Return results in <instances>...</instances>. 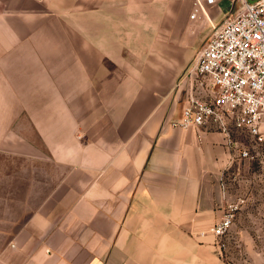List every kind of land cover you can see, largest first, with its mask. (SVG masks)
<instances>
[{
  "label": "crops",
  "instance_id": "crops-1",
  "mask_svg": "<svg viewBox=\"0 0 264 264\" xmlns=\"http://www.w3.org/2000/svg\"><path fill=\"white\" fill-rule=\"evenodd\" d=\"M197 1L0 0V157L26 163L0 185H29L0 264H230L211 228L248 160L233 162L212 125H170L186 104L182 78L170 92L117 76L121 62L131 70L125 57L145 53L134 40L172 52L164 22L215 29L229 14L223 0ZM148 7L162 9L147 17L156 31L133 33L132 9ZM176 7L189 11L164 16Z\"/></svg>",
  "mask_w": 264,
  "mask_h": 264
},
{
  "label": "built area",
  "instance_id": "built-area-1",
  "mask_svg": "<svg viewBox=\"0 0 264 264\" xmlns=\"http://www.w3.org/2000/svg\"><path fill=\"white\" fill-rule=\"evenodd\" d=\"M228 1L231 11L183 74L186 104L170 125L181 129L212 125L228 136L233 162L258 161L264 167V0ZM247 202L245 195L229 201L211 228L220 257L230 264H235L232 254L241 255L234 225Z\"/></svg>",
  "mask_w": 264,
  "mask_h": 264
},
{
  "label": "rangeland",
  "instance_id": "rangeland-1",
  "mask_svg": "<svg viewBox=\"0 0 264 264\" xmlns=\"http://www.w3.org/2000/svg\"><path fill=\"white\" fill-rule=\"evenodd\" d=\"M220 5L224 11H231L232 5L228 0H223ZM161 10L149 7L141 10L132 9V20L135 21L132 24L133 33L139 29L148 32L155 30L154 25L149 23L147 17L155 15L157 11L161 12ZM85 11L86 15L93 14L90 9ZM188 11L189 9L184 7L163 9L164 16L171 18L176 15L182 16ZM71 14H76L75 10H72ZM138 16L141 19H136ZM138 21H141V24ZM214 30L210 24L207 26L205 24L201 25L192 20L188 24L182 23L179 25L176 31L174 22L169 24L164 22V24L159 25V31L163 36L164 45L172 52L156 57L150 54L152 52L149 45H152L154 41L148 40L149 48L139 50L137 41L134 40L133 51L147 52V54L125 57L124 63L131 70L122 72L119 67L122 68L125 65L123 62L118 64V81L130 80V82L135 83L133 85L136 87V84H139L142 79L158 80L157 83L162 91L169 90L171 92ZM157 76L159 77L157 78ZM24 165L26 163L21 161L0 157V174L15 175L14 170L22 168ZM24 175L27 176L28 174ZM227 181L229 189L232 190L233 199L241 195L248 197L247 206L240 212L234 225V231L239 236L242 245L241 255L235 253L232 260L235 264H264V167L258 161L243 162L239 176L233 175L232 180ZM0 186L5 187V190H2L0 194V214H2L0 215L1 252L12 242L15 231L20 228L16 227L18 225L16 223H20L26 218V216H18L17 213L22 211L20 207L23 205L22 203H27V200L20 199L23 195L20 187H28L29 185L20 183L14 185L11 183L8 184L9 189L6 188V184ZM236 230L240 231V235Z\"/></svg>",
  "mask_w": 264,
  "mask_h": 264
}]
</instances>
